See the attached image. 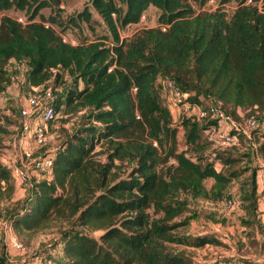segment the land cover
Masks as SVG:
<instances>
[{
    "label": "trees",
    "instance_id": "obj_1",
    "mask_svg": "<svg viewBox=\"0 0 264 264\" xmlns=\"http://www.w3.org/2000/svg\"><path fill=\"white\" fill-rule=\"evenodd\" d=\"M208 1L89 0L68 27L89 24L92 8L110 37L71 45L55 30L60 0H0V94L12 83L5 69L15 60L27 65L31 87L52 83L43 94L52 93L55 116L62 110L85 112L83 123L52 153L51 178L31 181L29 196L8 218L17 233L61 225L59 240L45 252L46 262L197 264L171 253L168 245L222 246L208 235H177L190 222L175 220L188 213V197L222 200L239 176L233 171L239 160L211 151L205 136L213 120L202 127L187 116L180 120L185 149L178 151V131L171 110L161 103L158 84L168 78L195 104L200 97L219 101L235 121H241L239 109L259 119L264 112V0H220L221 7L237 4L229 18L221 7L197 11L192 4L201 8ZM150 7L159 11V26L122 39L120 31L139 24ZM45 9L51 12L47 18L41 13ZM10 11L24 13V22ZM13 123L0 112V151ZM252 138L264 139V134L257 129ZM102 154L106 162L98 159ZM171 160L175 165H168ZM128 164L132 167L123 178L122 166ZM209 179L214 183L207 188ZM14 193L13 174L0 161V202ZM151 210L160 216L152 217ZM85 230L102 234L97 239Z\"/></svg>",
    "mask_w": 264,
    "mask_h": 264
},
{
    "label": "rangeland",
    "instance_id": "obj_2",
    "mask_svg": "<svg viewBox=\"0 0 264 264\" xmlns=\"http://www.w3.org/2000/svg\"><path fill=\"white\" fill-rule=\"evenodd\" d=\"M60 2L62 10L59 12L58 24L55 25V30L62 36L64 41L71 45H79L110 37L107 26L92 8H90L92 20L89 24L81 23L79 28L68 27V20L76 13L81 12L89 0H60ZM192 4L197 11L201 9L214 11L221 7L220 0H209L201 8L194 2ZM236 6V3H229L221 8H223L229 18L235 11ZM41 13L44 18L51 15L50 9H45ZM7 14L13 18H24V13L20 12L10 11ZM158 17L159 11L154 7H150L142 16L139 24L130 25L120 31L121 38L130 41L141 30L158 27ZM5 71L6 76L12 83L0 94V112L11 116L14 122L9 127L10 135L4 138L6 147L0 151V161L2 155L6 156L8 163L2 161L1 163L7 166L11 161L21 163L22 149L33 148V138L27 139L24 145L22 144L23 127L26 123L30 125L35 123L36 126L41 120L39 117L40 111L47 105V101L42 100L37 109L32 111L31 116L24 117L21 112L23 109H29L28 97L31 95L42 99L43 92H45L44 89L50 88L52 83H47L39 88L31 87L27 79V65L25 63H17L15 60L9 62ZM167 81L168 78H160L158 84L161 103L166 107L170 106L167 98L170 95L166 87ZM72 82V80L68 79V84H72ZM59 92H63V88H60ZM198 100L204 106H208L212 101L210 98H204L203 100L200 98ZM187 101L190 104H195L196 102L188 99ZM177 107H180V103H177ZM238 111L240 112L241 121H245L249 115L248 111L242 109ZM84 114V111L66 114L63 110L57 114L47 124L45 146L37 148L35 155L54 153L63 139L68 134L73 133L83 123ZM180 120V115L178 113L174 114L172 124L178 131V151L185 149L183 132L180 130ZM208 123L205 120L200 125L203 127ZM209 125H216V121ZM233 131L235 129L231 130V133H234L239 139H237L236 145L225 147L212 142L211 151L226 152L229 156L238 158L239 161L234 165L233 171L237 172L239 176L227 187L224 197L218 202L188 197V213L175 220L179 222L180 220L189 219L190 222L188 227L178 229L177 235H184L190 238L208 235L220 240L222 246L208 245L201 249H190L168 245L171 253L187 255L197 264H264V196L261 192V183L264 181V152L260 150L264 145V139L258 138L255 140L252 138L253 131L248 132L251 136L249 137L250 139L243 132L238 133V135L237 132ZM221 136L223 135L219 132L214 137L222 140ZM208 138L209 136L206 134L205 139L207 141ZM97 150L100 151V149ZM98 159L106 162V155L102 154L98 156ZM173 164L175 165V162L171 160L168 165ZM131 167V164L122 166L123 171H121V174L123 178L127 176V172L130 171ZM166 171L167 168H164L163 172ZM30 176L32 181L36 182L37 173L30 170ZM39 179H42V175L39 176ZM13 182L15 184V193L12 199L0 202V264H53V262H46L44 256L45 252L49 251L50 247L59 240L60 224L53 225L51 229L36 234L17 233L13 229L10 231L6 227L8 226L9 216L16 207L22 205L29 196L31 188L30 185L22 183L15 176H13ZM213 183L214 181L209 179L205 185L210 188ZM229 199L233 201V206L227 209L224 204ZM150 212L154 218L160 216V214H154L153 210ZM85 232L97 239L102 234L101 231L91 232L85 230ZM13 237H16L24 244V252H18L12 248L11 239ZM55 254L53 253V255Z\"/></svg>",
    "mask_w": 264,
    "mask_h": 264
},
{
    "label": "built area",
    "instance_id": "obj_3",
    "mask_svg": "<svg viewBox=\"0 0 264 264\" xmlns=\"http://www.w3.org/2000/svg\"><path fill=\"white\" fill-rule=\"evenodd\" d=\"M20 22H24L23 18L18 19ZM166 87L169 93L171 94L174 104L180 103L185 110L196 109V112L192 115L193 119L198 123H201L205 120H213L218 124L219 122H225L228 125H231V130L235 127L237 132H243L248 138L251 137L248 132L259 129L261 133L264 134V112L261 113L260 118L255 116L248 117L245 121H235L223 108V105L219 101H211L208 106L199 105V104H190L187 101L189 94L182 91L178 88L173 81L169 80L166 82ZM42 100L47 101V105L40 111V122L32 128V125L26 123L23 127L22 134H30V138H33L34 146L33 148L22 149L21 151V163L16 161H11L7 167L10 169L13 176L17 177L22 183L30 184L32 177L30 176V170L37 173L38 176L42 175V179L49 180L51 178L52 167L54 164V156L52 154H42L35 155V150L37 148H42L46 144L47 138V124L55 118V113L52 107V102L54 100L52 93L47 91L42 99L37 98L36 96H29L27 101L29 104V109H23L21 114L24 117L31 116L33 110L41 104ZM262 120V124L261 121ZM228 131V132H229ZM225 132L221 136L222 140L216 139L214 136L219 134V129L217 126H212L207 129L206 134L209 136L208 140L210 142L216 143L219 146H234L237 143V137L230 135V132ZM226 136L225 138H223ZM29 167V168H28ZM261 192L264 196V181L261 183ZM224 206L227 209L232 208L233 201L229 199L225 202ZM9 226V225H8ZM6 226L11 231V227ZM11 246L14 250L18 252H24V244L21 243L19 239L13 237L11 239ZM31 264V263H27ZM226 264V263H222Z\"/></svg>",
    "mask_w": 264,
    "mask_h": 264
},
{
    "label": "crops",
    "instance_id": "obj_4",
    "mask_svg": "<svg viewBox=\"0 0 264 264\" xmlns=\"http://www.w3.org/2000/svg\"><path fill=\"white\" fill-rule=\"evenodd\" d=\"M167 98H168V101L170 103V106H168V108L171 110L173 116H174V114L178 113L180 115V118H182L184 116L192 117V115L196 112V109L195 108H192V110L188 111V110H185L182 105H180V107H177V104L174 105L173 100L171 98V94L168 95ZM200 98H201V100L204 99V97H200ZM199 105H201V104L199 103ZM238 114L240 116V112L239 111H238ZM31 125H32V128H35V123H32ZM215 126L218 127L219 132L222 133V135L225 132H228L231 129V127H232L231 125H228L225 122L224 123L223 122H221V123L219 122L218 124L216 123ZM21 138H22V140H21L22 141V144L24 145V143L27 141V139L30 138V134L29 133L28 134H22L21 135ZM1 161L8 163L6 161V156H4V155H2ZM261 175H263V174H261ZM39 180H42V179H39V176L37 175L36 176V181H39Z\"/></svg>",
    "mask_w": 264,
    "mask_h": 264
}]
</instances>
